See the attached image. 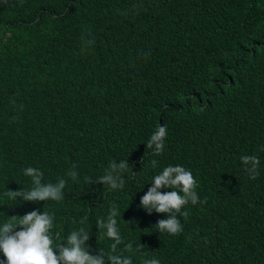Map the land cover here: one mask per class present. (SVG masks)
I'll use <instances>...</instances> for the list:
<instances>
[{
  "label": "trees",
  "instance_id": "trees-1",
  "mask_svg": "<svg viewBox=\"0 0 264 264\" xmlns=\"http://www.w3.org/2000/svg\"><path fill=\"white\" fill-rule=\"evenodd\" d=\"M161 125L156 156L146 143ZM245 155L260 160L254 180ZM126 160L123 189L84 183ZM169 165L190 171L205 201L182 209L179 235L140 206ZM27 167L65 179L64 199L5 196L30 189ZM113 204L133 245L117 254L133 264H264V0H0V225L46 211L54 247L83 227L90 254H107L97 221Z\"/></svg>",
  "mask_w": 264,
  "mask_h": 264
},
{
  "label": "clouds",
  "instance_id": "clouds-1",
  "mask_svg": "<svg viewBox=\"0 0 264 264\" xmlns=\"http://www.w3.org/2000/svg\"><path fill=\"white\" fill-rule=\"evenodd\" d=\"M86 43L92 44L93 41L89 40ZM166 137V126H158L146 143L147 149H152L153 155H161ZM240 159L249 178L256 179L259 174V158L255 155H245ZM151 166L156 167L157 161L152 160ZM128 168L127 160L119 163L113 161L104 175L98 179L85 176L84 183L89 185L97 182L110 190L123 189L125 183L123 174ZM23 174L31 178V187L29 190L24 188L16 191L6 190L4 195L10 200L16 202L17 198H21L26 202H59L64 199L67 184L65 179H59L55 183L44 182V173L34 167L25 168ZM67 175L72 180L78 179L79 173L75 170V165ZM151 184L152 186L141 197L140 206L149 214L153 210L167 214V219H161L153 226L159 233L179 235L183 231V225L178 216L184 219L189 216V212L182 209L189 203L196 205L198 202H205L199 199L196 192L199 186L197 180L183 166L169 165L153 177ZM162 188L172 190L162 193L160 191ZM118 215V206L113 204L107 219L97 221V227L106 230L107 237L113 241L111 252L107 254L103 251H99L97 255L90 254L89 245L86 243L90 240V235L83 227L72 231L67 236L66 243L56 244L54 247L51 230L55 226V215L46 211L41 213L39 210H33L22 217L17 215L7 217L0 225V251L6 257V264H133L131 257L117 254L118 246L124 244L118 228ZM129 250H133L132 243L124 244V251ZM135 251H142L140 244L136 245ZM143 264H160V261L148 259L144 260Z\"/></svg>",
  "mask_w": 264,
  "mask_h": 264
}]
</instances>
